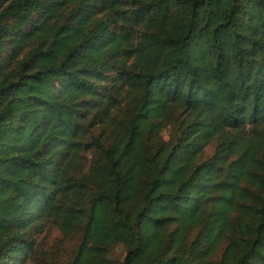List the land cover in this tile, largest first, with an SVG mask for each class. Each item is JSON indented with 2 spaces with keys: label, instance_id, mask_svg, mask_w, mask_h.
Wrapping results in <instances>:
<instances>
[{
  "label": "trees",
  "instance_id": "1",
  "mask_svg": "<svg viewBox=\"0 0 264 264\" xmlns=\"http://www.w3.org/2000/svg\"><path fill=\"white\" fill-rule=\"evenodd\" d=\"M0 3V264H264V0Z\"/></svg>",
  "mask_w": 264,
  "mask_h": 264
},
{
  "label": "rangeland",
  "instance_id": "2",
  "mask_svg": "<svg viewBox=\"0 0 264 264\" xmlns=\"http://www.w3.org/2000/svg\"><path fill=\"white\" fill-rule=\"evenodd\" d=\"M104 85L105 87L109 86L107 82ZM176 118L178 121L183 119L182 111L177 112ZM171 125L172 123L169 126ZM173 129L174 126L167 128L163 131V136L169 137ZM213 151L214 145L211 144L205 149L204 157L210 156ZM35 237V252L26 264H72L81 241L79 232L67 234L52 222L48 223ZM124 256L125 248L122 245L117 246L109 255V264H120Z\"/></svg>",
  "mask_w": 264,
  "mask_h": 264
}]
</instances>
